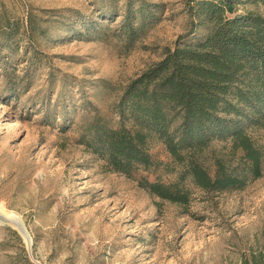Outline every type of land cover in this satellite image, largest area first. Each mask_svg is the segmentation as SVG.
<instances>
[{
  "label": "rangeland",
  "instance_id": "rangeland-1",
  "mask_svg": "<svg viewBox=\"0 0 264 264\" xmlns=\"http://www.w3.org/2000/svg\"><path fill=\"white\" fill-rule=\"evenodd\" d=\"M188 2L0 0V212L27 236L0 224V264H264V121L246 129L259 176L241 189L194 190L184 207L149 196L78 140L94 116L116 120L124 87L166 49L205 35ZM239 9L264 18L261 4ZM149 146L162 165L137 177L173 181L162 146ZM231 152L214 141L202 163L239 167Z\"/></svg>",
  "mask_w": 264,
  "mask_h": 264
},
{
  "label": "trees",
  "instance_id": "trees-1",
  "mask_svg": "<svg viewBox=\"0 0 264 264\" xmlns=\"http://www.w3.org/2000/svg\"><path fill=\"white\" fill-rule=\"evenodd\" d=\"M205 35L177 43L123 89L114 105L116 120L94 116L79 142L107 168L137 182L149 196L180 207L194 190L205 194L241 189L261 170V152L246 129L264 121V18L240 11L264 0H188ZM138 15L143 18L140 3ZM11 25L2 21V35ZM16 26L15 30H17ZM125 30L134 32L124 21ZM28 36L34 31L27 27ZM214 141L228 142L239 167L217 158L208 168L201 153ZM164 149L173 181H149L162 165L149 144ZM251 264H261L253 258Z\"/></svg>",
  "mask_w": 264,
  "mask_h": 264
},
{
  "label": "bare ground",
  "instance_id": "bare-ground-1",
  "mask_svg": "<svg viewBox=\"0 0 264 264\" xmlns=\"http://www.w3.org/2000/svg\"><path fill=\"white\" fill-rule=\"evenodd\" d=\"M0 217L6 219L9 222V224L14 226L18 230L25 232L22 223L19 221L18 217H16L14 214H3L0 212Z\"/></svg>",
  "mask_w": 264,
  "mask_h": 264
},
{
  "label": "water",
  "instance_id": "water-1",
  "mask_svg": "<svg viewBox=\"0 0 264 264\" xmlns=\"http://www.w3.org/2000/svg\"><path fill=\"white\" fill-rule=\"evenodd\" d=\"M0 224H9V222L6 219L0 217ZM18 231L21 233V235H23V237H27L25 232L20 231V230H18Z\"/></svg>",
  "mask_w": 264,
  "mask_h": 264
}]
</instances>
